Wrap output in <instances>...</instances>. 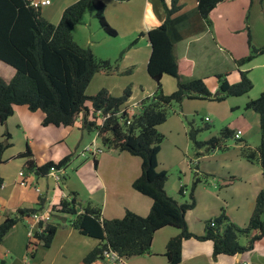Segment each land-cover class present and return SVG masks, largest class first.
Wrapping results in <instances>:
<instances>
[{"label": "trees", "instance_id": "16d2710c", "mask_svg": "<svg viewBox=\"0 0 264 264\" xmlns=\"http://www.w3.org/2000/svg\"><path fill=\"white\" fill-rule=\"evenodd\" d=\"M32 1L0 0V61L15 69L10 80L0 74V123L5 126L18 105H26L31 111H42L43 126H69L82 115V126L88 131H95L107 149L126 151L141 158V174L132 185L153 200L147 215L127 209L121 218H105L101 206L92 202L82 205L76 192H71L69 198H62L53 210L72 217L71 226L81 234L99 240V244L85 256L84 264L101 260L107 248L117 251L124 259L149 254L155 233L165 226L179 230L166 245L165 256L169 264L181 262L183 240L190 237L212 241L214 259L221 254L238 255L263 246L264 185L245 227H239L222 209L207 223L204 234L198 235L189 231L186 213L196 205L195 188L200 178L194 181L191 201L179 203L165 189L168 171L159 169L158 156L164 135L158 127L166 122L172 102H182L185 98L221 100L228 96L245 95L254 86L248 70H239L240 78L235 83L228 80V72L217 76L219 92L213 96L204 78H191L180 72L176 44L210 27L211 12L226 0H197L195 9L182 14H177L182 7L179 0H161L166 14L164 21L141 33L148 36L152 46L147 69L156 81L157 89L142 99L134 112H130L127 105L132 94L129 87L121 95H113L105 88L94 95L86 93L96 73L112 74L119 69L118 61L115 64L109 59L97 58L90 47L80 45L73 36L74 28L92 9L102 29L110 36L118 35L104 15L105 1L78 0L63 11L58 23L45 18L40 6H34ZM137 41L128 47L134 46ZM254 50L239 59L238 65L252 61L256 54L264 52V47ZM131 70L125 72L131 73ZM165 75L177 80V88L171 93L163 89L162 79ZM246 107L259 114L261 142L256 149L244 143L242 154L248 161H257L264 167V91L258 98L249 100ZM198 133L199 129L191 127L190 139L200 148L208 144L212 150L223 146V138H235L234 131L228 126L222 129L221 136H213L205 142L196 139ZM235 139L243 140L242 137ZM10 146V142H0V155ZM21 155L29 158L27 165L31 171L43 176L48 175L51 166L66 170L72 161L70 154L58 162L50 160L38 165L29 145ZM185 187H180L182 195ZM44 203L45 197L42 196L38 208H20L0 223V249L15 225L25 216L41 212ZM212 221L215 222L214 226L211 225ZM43 226L44 222L40 220L31 236V245L42 243L49 247L52 244L59 223L49 222ZM239 233L251 234L247 245L239 242Z\"/></svg>", "mask_w": 264, "mask_h": 264}, {"label": "rangeland", "instance_id": "374dc122", "mask_svg": "<svg viewBox=\"0 0 264 264\" xmlns=\"http://www.w3.org/2000/svg\"><path fill=\"white\" fill-rule=\"evenodd\" d=\"M156 1L157 7H161V0ZM183 2L189 3L187 0H180L181 9L186 7ZM219 8L220 11L225 10L227 13L211 12L212 15L210 14L209 18L211 22L214 21L216 34L214 37L205 35L206 37L195 42L191 47L189 53L194 56L196 67L194 75L187 76L205 78L213 96L219 92L218 75L229 72L228 80L231 83L237 82L240 70L237 61L253 53L254 49L259 50L264 47V0L254 2L227 0ZM118 10L115 6H109L106 10V16L112 24L107 21L119 33L117 37L108 35L102 29L94 15V9L85 14L83 21L74 28L73 35L80 45L90 47L97 58L109 59L113 63L118 61L119 69L114 73L110 75L103 72L96 73L86 93L94 95L108 88L111 94L121 95L129 87L132 94L128 103H134L152 95L148 93L150 89L156 91L157 83L147 81V77L150 78V76L144 65L130 66L137 54L131 51L132 48L128 45L138 40L141 34L128 45L126 44L127 46L124 44L129 37L125 32L128 25L119 21ZM221 14L223 15L220 16ZM226 17L229 18V22L226 21ZM131 20L132 25L139 23L137 12H133ZM230 27L233 32L229 31ZM185 46V43L178 45L180 54ZM139 58L142 60L143 55L140 54ZM128 69H132L131 73L125 72ZM241 69L250 71L254 86L249 93L237 97L228 96L221 100L185 98L182 102L174 101L169 106L166 122L158 127L164 135L158 161H160L159 169L168 171L165 188L167 193L180 202L191 201L190 192L194 181L200 178L195 188L196 207L194 206L195 209L190 210L186 216L188 229L191 232L196 231L194 233L205 228L211 218L220 214L222 209L239 227H245L250 215L249 208L256 199L257 187L264 180V167L254 161L252 163L255 165L249 167L250 169L247 168L248 165L245 164L247 159L242 154L244 143L256 149L261 142L259 114L247 108L246 103L258 98L264 91V52L256 54V57L244 64ZM0 74L6 79H11L15 69L0 61ZM162 86L166 93H171L177 88V80L170 75H165ZM81 116L72 125L58 127L60 128L58 131H55L56 127H52L54 131L36 128L35 120H31L30 137L33 139L31 142L27 137H23L16 119H12L8 132L12 135L13 147L3 152L2 162L5 163L9 173L16 170L18 174L20 170H26L23 168L25 158H21L20 153L26 150L27 145L34 151L44 152L48 149L58 157H63L67 149H70L72 161L66 170L61 169L58 173L61 178L58 180L61 189L77 191L83 199L82 205L92 202L102 208V205L97 203L95 195H91L92 189L90 190L89 186V183L99 185L102 176L104 177V171L96 174L95 159L116 156L119 161L126 162L125 156H129L140 162L141 158L107 149L95 131H88L82 126ZM226 126L233 130L234 134L240 130L243 140L239 141L234 137L223 138V146L214 151L208 144L200 148L189 137L191 127H195L199 129L196 139L205 142L213 136H221L220 133ZM1 130L5 133L7 131L6 127L2 129L0 127ZM59 134L65 137V143L52 144ZM90 146L98 147L102 149V152L94 155L87 151ZM79 170L82 174L85 172V175H80ZM86 179L89 181L87 182ZM180 183L187 187L185 195L179 191ZM94 188L102 196L103 190L97 186ZM240 222L246 224H238ZM191 238L197 239L190 237L183 241ZM250 238L251 234L239 233V242L244 246L248 244ZM28 255L30 259L29 252ZM261 260H264L263 248L249 250L245 252L242 264H254Z\"/></svg>", "mask_w": 264, "mask_h": 264}, {"label": "crops", "instance_id": "0c3cea01", "mask_svg": "<svg viewBox=\"0 0 264 264\" xmlns=\"http://www.w3.org/2000/svg\"><path fill=\"white\" fill-rule=\"evenodd\" d=\"M76 1L78 0H51L50 4L41 5L40 8L45 18L53 23H58L62 17L63 11L69 5ZM104 1L106 3L105 16L106 10L109 8V6H115L119 9L117 14L119 21L128 25V28L125 32L126 36L129 37L127 40H125V45H128L131 41L137 38L138 35L140 36L142 32L145 33L151 28L159 26L164 21L166 16L163 5L161 6L162 8L160 6L157 7L156 0ZM187 1H189V3L183 2L186 7L181 9L177 14H182L197 7V0ZM226 1L218 4L212 12L220 11L219 7ZM254 1L255 0H253L252 2ZM167 2H170V0H167ZM133 12H137L139 17V23L134 25H132L131 20ZM220 12L227 13L225 10H221ZM222 15L223 14H221L220 16ZM226 21L229 22L228 17H226ZM198 23V27H200L201 24L200 22ZM227 25L230 24L227 23ZM229 31L233 32L231 27L229 28ZM215 34V25L214 21L212 20L210 27H207L200 33L193 34L187 38H184L176 44L175 52L179 61L180 72L182 74L186 76L194 75L196 60L194 56L189 53L194 43L201 41L204 37H206L205 35H211L212 37H214ZM180 43H185L186 45L185 49L182 51V54L178 52V45ZM131 48V51L135 52L137 56L133 59L130 66L137 67V65H144V67H146V71H148V62L152 52V46L148 39V36L141 35L138 39L137 44ZM140 54L143 55L142 60H140L139 58ZM242 66H240V70H242ZM150 78L152 79L151 76ZM150 78L147 77V81H151V83H153V81L155 82V80H151ZM238 78H240V75L238 76ZM151 88H153L152 84ZM153 93L154 91L150 89L148 94ZM140 101L141 100L134 103L130 102L127 103V105L128 107H132ZM43 117L44 114L42 111L40 112V110L31 111L26 105L16 106L13 115L9 117L6 125L4 126L0 123L1 129L3 127H6L7 129L6 133L2 130L0 131V138H3L0 140V142H10L11 146L7 149L13 147V143L11 141L12 135L8 132V128H10L12 119H16L23 137H27L30 142L33 140L32 137H30L31 120H35L36 128H42L45 131H54L52 130V127H56L55 131H58L60 129L58 128L60 126H43ZM7 134H9L10 137H8ZM5 135H7L6 138ZM59 143H65V137L63 138L62 136H60V134L57 138L54 139L52 144ZM213 150L216 151L217 149ZM32 152L33 158L38 165H43L50 160L57 162L61 158L71 154L70 149H67L64 155H62L63 157L55 156L48 149H45L44 152L34 150ZM21 153V158H25V160L23 161V168H26V170H22L25 172L24 179H26L27 185L21 184V180L23 179V177H21L19 174L21 170L18 174L16 170H14L15 172L13 171V173H9V170L6 168L5 163L2 162V160L4 159L2 154L4 153L2 152V156L0 155V223L7 216H13L20 208H38L40 200L43 196L45 197V203L43 205L44 209L38 214L41 215V220L44 222V226L49 222H57L59 223V227L53 237L52 244L49 247L44 246L42 243L31 245V231L34 232L37 229L40 221H37L33 217L34 214L25 216L23 220L19 221L5 237V240L3 241L0 249V260L3 264H84L83 260L85 256L99 244V240L81 234L78 230L74 229L71 226L70 219L72 217L53 210L55 206L59 204L62 198H69L71 192H76L80 201H82L83 199L80 197L77 191H74L72 189H61L60 182L57 181L52 175L48 174L43 176L37 174L34 171H31L27 165L29 158L22 156ZM120 153L132 155L126 151ZM107 157L108 156L95 159L97 160V164L95 165L96 174H100L101 171H104V177L101 175L102 181L100 180L99 185L93 183L91 185L89 183L90 190L92 189L91 195H95L97 203L102 205L103 216L105 218H121L124 216L127 209H130L141 215H147L151 210L153 200L149 196L144 195L134 189L132 185L133 181L141 174L142 160L140 162H137L135 159L129 158V156H125L126 162H121L116 156H110L108 158ZM132 157L136 156L132 155ZM246 161L247 162L245 164L248 165L246 166L247 168L255 165L248 160ZM79 174L85 175V172L82 174L81 170H79ZM43 179L47 180L44 181ZM88 181L89 180H87V182ZM263 183L264 180L261 185L257 187L256 197L261 190ZM95 185L103 190L102 196L98 193V190L94 188L96 187ZM182 185L185 184L180 183L179 186L182 187ZM37 188H39V190H37ZM186 192L187 187H185L184 189V195L186 194ZM178 202L183 203L179 200ZM254 205L255 201L249 208L250 215L247 219V222L250 219V216L254 209ZM195 207L193 209H195ZM190 210L187 211L186 216L188 215ZM217 215H219V213ZM217 215H214V217H216ZM214 217H212L211 219H213ZM243 222H240L238 224H246ZM194 232L196 231H193V233ZM204 232L205 228L195 234L202 235L204 234ZM178 233L179 230L173 226H165L159 229L154 235L151 253L136 256L130 259H125L123 264H169L167 257L165 256L166 245L170 238L176 236ZM262 248L264 249V245L254 250ZM28 252L30 253L32 259L30 258L27 260L25 258L28 255ZM244 258L245 253H241L238 255L221 254L216 259H214L212 241L191 238L183 241L182 260L179 264H242ZM93 264H101V260H98ZM254 264H264V260H261V262H257Z\"/></svg>", "mask_w": 264, "mask_h": 264}, {"label": "built area", "instance_id": "2783aa9c", "mask_svg": "<svg viewBox=\"0 0 264 264\" xmlns=\"http://www.w3.org/2000/svg\"><path fill=\"white\" fill-rule=\"evenodd\" d=\"M51 3V0H33L32 1V4L34 6H41V5H46V4H50ZM139 107V103H136L135 105H133L132 107H128L129 108V111L130 112H134L137 108ZM98 114H100V112H98ZM105 118L101 119L102 122ZM241 131L238 130L235 132V138H239L240 135H241ZM87 151H89L90 153L92 154H97V153H101L102 152V149L98 148V147H92L90 146ZM61 170H59L58 168H56L55 166H51L48 174L52 175L57 181L59 179H61L58 175V173L60 172ZM20 176L23 177V179L21 180V184L22 185H27V181L26 179H24V176H25V172L22 170L20 171ZM37 190H39V188H37ZM33 217L37 220V221H40L41 220V215H39L38 213L34 214ZM211 225H215V222L212 221L211 222ZM34 232L31 231V236L33 235ZM27 260L29 259V256L27 255L25 257ZM124 258L121 257L119 255V253L111 248H107L103 251V258L101 259V264H123L124 262Z\"/></svg>", "mask_w": 264, "mask_h": 264}]
</instances>
